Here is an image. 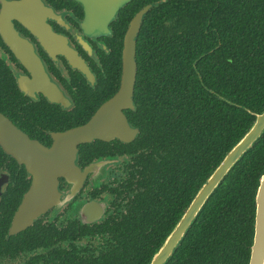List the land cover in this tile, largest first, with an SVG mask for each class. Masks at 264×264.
Wrapping results in <instances>:
<instances>
[{"label": "trees", "instance_id": "trees-1", "mask_svg": "<svg viewBox=\"0 0 264 264\" xmlns=\"http://www.w3.org/2000/svg\"><path fill=\"white\" fill-rule=\"evenodd\" d=\"M153 6L137 38L136 213L118 226L108 264H148L197 189L264 109V0H133L122 36ZM229 102H233L231 104ZM264 136L229 173L167 264H249ZM107 262V261H106Z\"/></svg>", "mask_w": 264, "mask_h": 264}, {"label": "flooded vegetation", "instance_id": "flooded-vegetation-1", "mask_svg": "<svg viewBox=\"0 0 264 264\" xmlns=\"http://www.w3.org/2000/svg\"><path fill=\"white\" fill-rule=\"evenodd\" d=\"M40 1L46 12L31 9L34 22L12 15L39 66L24 64L0 33V113L30 140L52 148L57 136L88 123L118 92L127 30L122 36L116 32V17L109 33L89 36L82 27L85 10L76 0ZM132 111L136 104L123 110L127 118ZM131 143L80 144L75 158L79 180L58 176L59 204L16 234L10 230L35 175L8 153L16 151L0 143V264H108L106 256L119 244L118 226L144 211L136 200L143 183L135 177Z\"/></svg>", "mask_w": 264, "mask_h": 264}, {"label": "water", "instance_id": "water-1", "mask_svg": "<svg viewBox=\"0 0 264 264\" xmlns=\"http://www.w3.org/2000/svg\"><path fill=\"white\" fill-rule=\"evenodd\" d=\"M76 1L85 10V18L82 22L84 32L89 36H102L109 33V26L116 19L119 11L133 0ZM0 2L2 5L0 33L4 41L14 50L24 64L29 67L39 66V60L35 57L31 46L16 32L12 15H17L19 21L32 23L34 19L28 15L30 10L41 8L40 11L46 12L43 7L44 4L40 0H21L17 2L0 0ZM159 3L155 2L144 6L129 22L124 37L122 79L118 92L101 105L88 123L57 136L52 148H47L37 141L30 140L26 135L15 129L8 119L0 113L1 145L6 149L16 151L8 153L27 164L29 170L35 175L33 186L26 194L16 214L10 230L11 234L24 230L45 213L48 208L59 204L61 194L58 189V176H66L69 180H79L78 171L75 168V158L80 144L91 143L95 140L112 141L115 139H119L124 143H131L138 136L139 129L131 126L123 110L135 109L134 92L138 73L137 38L144 17L153 6ZM50 16L55 18L53 15ZM53 37L55 38L54 35ZM72 53L69 50V54L73 55ZM229 103L234 104L233 102ZM238 106L251 113L255 120L197 189L186 210L153 254L148 264H167L169 262L213 194L235 166L264 136V109L261 112H255L241 105ZM29 149L34 151L19 152ZM74 176L75 178H73ZM255 204V229L249 264H264V173L259 179Z\"/></svg>", "mask_w": 264, "mask_h": 264}]
</instances>
